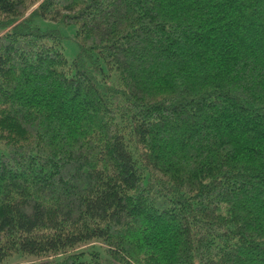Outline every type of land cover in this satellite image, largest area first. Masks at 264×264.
<instances>
[{
	"label": "trees",
	"instance_id": "obj_1",
	"mask_svg": "<svg viewBox=\"0 0 264 264\" xmlns=\"http://www.w3.org/2000/svg\"><path fill=\"white\" fill-rule=\"evenodd\" d=\"M37 18L78 26L73 61ZM17 254L264 264V0H0V264Z\"/></svg>",
	"mask_w": 264,
	"mask_h": 264
},
{
	"label": "rangeland",
	"instance_id": "obj_2",
	"mask_svg": "<svg viewBox=\"0 0 264 264\" xmlns=\"http://www.w3.org/2000/svg\"><path fill=\"white\" fill-rule=\"evenodd\" d=\"M36 24L42 29L54 28L58 29L64 36L63 49L66 57L71 62L78 55L80 48L74 37L78 26L75 24L65 25L46 20L44 18H37ZM83 247L74 249L73 251H80ZM70 250L69 252H71ZM53 259H58L57 256L50 257H35L31 255H13L8 258L3 264H42Z\"/></svg>",
	"mask_w": 264,
	"mask_h": 264
}]
</instances>
